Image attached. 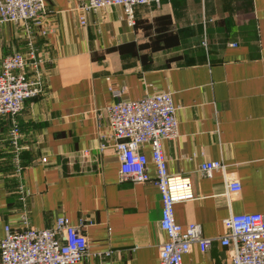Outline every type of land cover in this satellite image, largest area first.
<instances>
[{
    "label": "crops",
    "instance_id": "0c3cea01",
    "mask_svg": "<svg viewBox=\"0 0 264 264\" xmlns=\"http://www.w3.org/2000/svg\"><path fill=\"white\" fill-rule=\"evenodd\" d=\"M85 1L44 0L43 27L0 24V70L15 52L32 63L33 52L45 85L18 116L25 199L10 121L0 117V241L24 216L37 228L65 216L88 239V255L75 264H159L169 240L159 188L122 181L105 136L111 87L127 100L169 91L179 134L164 153L170 174L189 178L194 193L175 205V220L215 238L206 252L194 245L183 264H231L232 248L216 239L224 219L264 214V0H155L134 8V25L122 6L84 12ZM142 152L154 179L151 146ZM217 160L227 176L200 171ZM228 176L241 183L239 193L228 196Z\"/></svg>",
    "mask_w": 264,
    "mask_h": 264
},
{
    "label": "built area",
    "instance_id": "2783aa9c",
    "mask_svg": "<svg viewBox=\"0 0 264 264\" xmlns=\"http://www.w3.org/2000/svg\"><path fill=\"white\" fill-rule=\"evenodd\" d=\"M152 1L155 0H86L82 10L95 12L119 5L123 7L129 24L134 25V8ZM45 16L44 0H0V24L43 27ZM29 57L32 63L25 54L15 52L3 60L0 70V117L10 121L14 173L19 180L22 178L23 148L18 116L28 99L45 91L43 73L35 64L36 56L31 52ZM33 62L36 69L29 74L27 67ZM110 91L114 100L107 108L109 130L105 137L117 150L120 179L139 183L153 180L157 185L163 202L160 226L169 236V240L160 246L159 264H183L184 255L194 245L206 252L215 238L204 237L197 223L183 227L175 220V205L194 198L189 178L171 175L164 153V142L177 138L179 134L178 108L169 91L147 94L137 100L125 99L123 91L117 88L111 87ZM144 144H149L152 149V162L156 168L154 179L149 174L150 161L142 152ZM199 169L207 176L215 171L227 176L226 164L219 160L206 161ZM226 186L228 196L242 189L241 183L229 176L226 177ZM17 190L21 199H25L21 180ZM23 223L22 228L6 226L5 237L0 241V264H75L83 262L88 255V239L82 224L74 225L65 216H59L54 226L48 228L32 226L27 216H24ZM223 224L225 234L216 239L223 246L232 248L231 264H264V214H230Z\"/></svg>",
    "mask_w": 264,
    "mask_h": 264
}]
</instances>
